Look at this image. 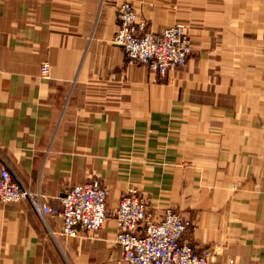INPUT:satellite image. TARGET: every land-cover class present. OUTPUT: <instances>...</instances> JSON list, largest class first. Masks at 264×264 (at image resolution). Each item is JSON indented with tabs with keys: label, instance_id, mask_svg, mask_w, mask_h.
Wrapping results in <instances>:
<instances>
[{
	"label": "crops",
	"instance_id": "crops-1",
	"mask_svg": "<svg viewBox=\"0 0 264 264\" xmlns=\"http://www.w3.org/2000/svg\"><path fill=\"white\" fill-rule=\"evenodd\" d=\"M122 3L148 31L184 26L188 64H131ZM0 167L52 208L92 180L108 193L105 226L75 238L28 201L0 205V264H127L131 189L149 221L180 214L181 244L211 264H264V0H0Z\"/></svg>",
	"mask_w": 264,
	"mask_h": 264
},
{
	"label": "built area",
	"instance_id": "built-area-1",
	"mask_svg": "<svg viewBox=\"0 0 264 264\" xmlns=\"http://www.w3.org/2000/svg\"><path fill=\"white\" fill-rule=\"evenodd\" d=\"M120 22L114 44L123 48L131 64L145 66L161 78L185 67L191 56V39L184 26L177 25L159 33L148 31L139 21L134 7L122 3L117 8ZM48 64L41 68L47 77ZM107 189L97 180L73 187L61 199L60 207H49L40 194L25 190L6 167H0V205L27 201L42 217L62 220L61 235L75 238L79 233L101 230L107 221ZM116 243L127 264H209L210 254H196L189 245L181 244L187 230L186 220L173 209L164 210L159 223L147 219L146 205L137 191L123 197L115 213Z\"/></svg>",
	"mask_w": 264,
	"mask_h": 264
},
{
	"label": "rangeland",
	"instance_id": "rangeland-1",
	"mask_svg": "<svg viewBox=\"0 0 264 264\" xmlns=\"http://www.w3.org/2000/svg\"><path fill=\"white\" fill-rule=\"evenodd\" d=\"M177 26V25H176ZM191 46H192V55H193V44H192V42H191ZM26 190V189H25ZM28 191V190H27ZM28 192H30V191H28ZM30 193H32V192H30ZM33 194H36V193H33ZM28 201V200H27ZM60 205H61V202H60ZM34 211V210H33ZM35 212V211H34ZM36 213V212H35ZM188 228V227H187ZM192 248V247H191ZM193 249V248H192ZM193 251L196 253V254H199V253H197L194 249H193ZM205 253V252H204ZM206 253H209L210 254V252L208 251V252H206ZM209 264H211V254H210V263Z\"/></svg>",
	"mask_w": 264,
	"mask_h": 264
},
{
	"label": "water",
	"instance_id": "water-1",
	"mask_svg": "<svg viewBox=\"0 0 264 264\" xmlns=\"http://www.w3.org/2000/svg\"><path fill=\"white\" fill-rule=\"evenodd\" d=\"M206 252H208V251H206ZM206 252H205V253H206Z\"/></svg>",
	"mask_w": 264,
	"mask_h": 264
}]
</instances>
